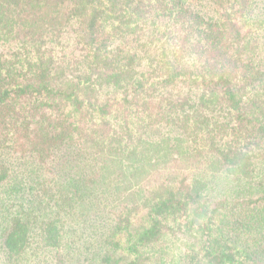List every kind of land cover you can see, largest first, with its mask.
Segmentation results:
<instances>
[{
    "label": "trees",
    "instance_id": "obj_1",
    "mask_svg": "<svg viewBox=\"0 0 264 264\" xmlns=\"http://www.w3.org/2000/svg\"><path fill=\"white\" fill-rule=\"evenodd\" d=\"M203 1L0 0L2 264H264V0Z\"/></svg>",
    "mask_w": 264,
    "mask_h": 264
},
{
    "label": "rangeland",
    "instance_id": "obj_2",
    "mask_svg": "<svg viewBox=\"0 0 264 264\" xmlns=\"http://www.w3.org/2000/svg\"><path fill=\"white\" fill-rule=\"evenodd\" d=\"M194 2L195 1H197L198 2V4H202L201 6H206L203 2V0H193ZM257 36V35H256ZM253 46L254 47H256V48H258L259 49V53H260V55L258 56V57H256V63H258L259 65L261 64V63H264V44H262V43H253ZM97 157V156H96ZM92 160H90V162H91ZM104 164H105V161L104 160H102V161H100V163L98 162V167L99 168H103L104 167ZM95 166V164L93 165V167ZM109 170H111V169H108V171L107 172H104V173H101V176H106L107 175V173L108 172H110ZM108 176V175H107ZM102 178V177H101ZM113 206V205H112ZM43 252H44V254H46V256L43 254ZM60 252L61 253H65L66 251H65V249H64V247H61L60 248ZM47 253H48V255H50V256H54L53 254H51L50 252H49V249H46V248H44L42 251H38V250H36L35 251V254H36V256L37 255H39V258L38 259H45V258H48L49 256L47 255ZM42 256L44 257V258H42ZM71 257L72 256H70V257H68V259H71ZM55 260H56V263L57 264H71V262L70 261H68L67 259H61V258H57V257H53ZM54 259H52V262L54 261ZM50 260V259H49ZM48 260V263L47 264H51L50 263V261ZM0 264H2V260H1V258H0ZM36 264V263H35ZM39 264H44V262L43 261H41Z\"/></svg>",
    "mask_w": 264,
    "mask_h": 264
}]
</instances>
